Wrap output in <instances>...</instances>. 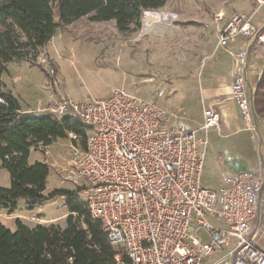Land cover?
<instances>
[{"label":"built area","instance_id":"1","mask_svg":"<svg viewBox=\"0 0 264 264\" xmlns=\"http://www.w3.org/2000/svg\"><path fill=\"white\" fill-rule=\"evenodd\" d=\"M254 3L252 12L233 13L221 26L214 17L215 47L231 56V95L252 135L258 118L255 90L246 89L247 59L252 45L264 46V28L252 21L264 0ZM175 18L150 8L140 21ZM239 36L244 43L228 47ZM27 112L71 115L88 126L84 143L69 133L76 142L63 170L86 180L85 204L117 250L113 264H264V248L254 243L262 222L252 227L264 212V161L223 176L217 190L201 184L208 131L220 121L213 106L203 108L197 128L161 106L157 92L143 98L113 89L82 102L54 97Z\"/></svg>","mask_w":264,"mask_h":264},{"label":"rangeland","instance_id":"2","mask_svg":"<svg viewBox=\"0 0 264 264\" xmlns=\"http://www.w3.org/2000/svg\"><path fill=\"white\" fill-rule=\"evenodd\" d=\"M254 8V0H167L161 9L175 13V20L151 19L123 34L113 20L91 22L88 17H82L54 32L47 45L39 49L36 64L27 60L10 61L0 80L4 91L18 100L22 110H33L49 98L69 97L82 102L107 97L113 89H123L143 98L157 92L161 106L188 125H196L201 121L203 110L196 91L197 75L208 62L202 61L201 66L200 61L199 65L195 61L213 42L208 26H216L214 17L217 15L221 16L218 24L221 26L229 14L250 13ZM262 11L264 7L255 14ZM196 40L201 41L203 49L195 45ZM218 50L214 48V52ZM185 56L188 62L183 64L181 60L186 59ZM263 56L258 55L259 58ZM259 58L252 56L253 64L247 67L248 90L256 85L264 71V60ZM255 114L258 118L255 135L244 129L230 137L217 133L213 127L208 131L201 175L203 187L217 190L223 176L252 170L256 162L264 161V121L261 113L256 111ZM71 143L70 137L58 138L46 152L31 149L28 159L32 164L45 162L49 167L45 196L55 190H65L85 202L86 180L63 170L70 156ZM10 186L9 173L0 166V187ZM69 199V195L57 194L29 208L21 198L14 213L1 208L0 214L8 219L18 217L32 227L53 223L64 228ZM260 203L264 210V192ZM259 222H262V230L258 229L254 243L264 247V212L259 213L253 229ZM0 223L16 230L15 220L0 217Z\"/></svg>","mask_w":264,"mask_h":264},{"label":"trees","instance_id":"3","mask_svg":"<svg viewBox=\"0 0 264 264\" xmlns=\"http://www.w3.org/2000/svg\"><path fill=\"white\" fill-rule=\"evenodd\" d=\"M166 1L0 0V75L13 60L36 64L39 49L47 45L54 32L82 17L91 22L113 20L123 34L140 25L144 9L162 8ZM261 49L264 55V47ZM254 89V110L264 121V71ZM0 98L4 101L0 102V166L8 171L11 183L9 188L0 187V209L14 213L21 198L31 208L57 194L70 196L64 228L53 223L32 227L18 217L15 231L0 223V264H113L117 250L85 202L65 190L45 196L48 165L37 161L28 164L31 149L44 150L58 138H68L69 133L84 143L88 126L71 115L58 118L21 112L18 100L4 91L1 80ZM71 141L76 142L74 138Z\"/></svg>","mask_w":264,"mask_h":264},{"label":"crops","instance_id":"4","mask_svg":"<svg viewBox=\"0 0 264 264\" xmlns=\"http://www.w3.org/2000/svg\"><path fill=\"white\" fill-rule=\"evenodd\" d=\"M232 14L233 13L229 14L226 18L228 19ZM252 21L257 26L264 27V23H263L264 22V11H262V13H260L259 15L255 14L253 16ZM208 27L209 29H211V32L213 33V42L212 44L209 45V49L201 53V55L195 61L197 65H199V63L201 62L200 64L201 66L203 65L202 61L206 60L208 62L206 66H204L203 72L201 73L198 72V75H197L199 76V85L196 88L197 96L203 108H209L213 106V108H215L219 112L220 121L218 124V128L213 127L215 128L216 132L220 134L222 133L225 137L235 136L236 134L240 133V130L243 129V119L239 115L237 104H235V101L233 100L232 95H231L233 61L231 60L230 54L226 52L225 50L219 49L218 51L214 52V48H215L214 46L216 43V34H217L216 28L218 26H208ZM243 43H244V39L240 37L234 43H229L228 47H230L231 49H237V47H239ZM195 45H197V47L199 48H202L201 41L199 40L195 41ZM252 46L253 47L249 51L248 59H247L248 65L250 66H252L253 64L252 56L259 58L258 55H261V54L263 55L261 48H258L255 45H252ZM185 57L187 60L186 59L181 60L183 64H185V62H188V58H187L188 56H185ZM259 59L264 60V56ZM148 80H151V79H148ZM252 87L253 88H250L249 90L247 89L249 93L255 90L254 89L255 85H253ZM27 110L28 109L22 110L20 108V111L24 113L27 112ZM201 117H202V112H201ZM201 121L197 122L196 125H191V126L188 125L185 121L184 122L191 128H197V126L201 123ZM49 146L45 147L43 151L46 152ZM260 163L261 162H256L253 169H256V167H258ZM28 164H32V162H30L29 159H28ZM0 217L3 220H12V221L15 220L12 218H9V219L4 218L2 214H0Z\"/></svg>","mask_w":264,"mask_h":264}]
</instances>
